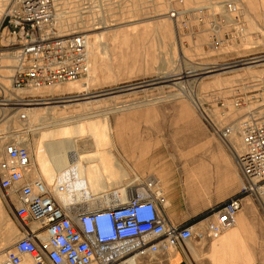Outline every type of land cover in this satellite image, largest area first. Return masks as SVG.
Here are the masks:
<instances>
[{
	"label": "rangeland",
	"instance_id": "rangeland-1",
	"mask_svg": "<svg viewBox=\"0 0 264 264\" xmlns=\"http://www.w3.org/2000/svg\"><path fill=\"white\" fill-rule=\"evenodd\" d=\"M10 1L0 0V24ZM227 3L233 5L231 10ZM57 4L59 31L84 32L89 38V71L81 79L36 90L13 89L16 57L6 47V37H0V132L16 138L26 132L37 169L52 158L50 173L43 175L49 183L55 177L53 165L68 157L69 148L84 154L112 151V145L100 140L116 141L128 136L117 132L121 126L176 130L192 126L203 129L208 141L223 145L205 125L198 103L186 97V90L197 95L204 109H211L216 117L223 111L216 100L222 99L229 120L251 117L264 123V0H58ZM172 12L176 17L171 16ZM10 68L13 72H9ZM15 99L20 105L13 104ZM237 99L241 105L235 107ZM32 108L40 110L42 118H33ZM21 113L27 117L20 118ZM59 119L71 123L66 140L62 139L64 131L52 129ZM90 135L95 142H88ZM232 146L237 153L243 151L241 136L235 137ZM61 152L66 155L60 160ZM125 166L129 172L125 179L130 182L124 184L131 186L138 176L126 163ZM234 167L238 168L237 163ZM236 173L229 174L218 193L214 187L211 205L190 220L194 237L188 241V249L195 264H212L211 259L220 264H264V219L249 198L241 212L252 222L248 231L235 224L225 230L235 232L227 242L205 235L212 209L228 200L240 185ZM191 185L188 183V187ZM13 211L14 205L0 191L2 255L20 237L19 221ZM194 246L198 255L194 254ZM174 252L158 255L171 258ZM155 256L142 257L140 264Z\"/></svg>",
	"mask_w": 264,
	"mask_h": 264
},
{
	"label": "built area",
	"instance_id": "built-area-1",
	"mask_svg": "<svg viewBox=\"0 0 264 264\" xmlns=\"http://www.w3.org/2000/svg\"><path fill=\"white\" fill-rule=\"evenodd\" d=\"M57 1H10L0 37H6V47L16 57L13 89L75 81L88 74L89 38L84 32L59 31ZM227 8L233 5L227 3ZM215 44L218 47L220 41ZM216 103L223 109L219 117L197 104L205 125L225 143L240 125L244 149L237 158L240 190L212 209L205 227L209 238H217L236 223L247 198L264 219V123L251 117L229 120L225 101ZM13 104L20 105V101L15 99ZM234 105L240 106L241 101L237 99ZM34 168L28 147L0 132V191L14 205L20 225V237L5 251L3 264H125L137 254L144 258L185 247L194 237V225L171 222L166 212L168 198L153 176L138 177L126 188L124 200L64 204L59 195L66 186L32 176Z\"/></svg>",
	"mask_w": 264,
	"mask_h": 264
},
{
	"label": "crops",
	"instance_id": "crops-1",
	"mask_svg": "<svg viewBox=\"0 0 264 264\" xmlns=\"http://www.w3.org/2000/svg\"><path fill=\"white\" fill-rule=\"evenodd\" d=\"M117 132L128 136H121L116 141L100 140L101 143L112 145L115 157L124 166L126 163L134 175L153 176L159 180L163 188L166 186L165 193L168 198L166 212L171 222L176 225H192L190 220L213 202L214 187L216 192L220 191L219 189L229 180L231 172H237L241 179L240 169L239 167L235 169L236 163L232 152L226 146L227 143L221 139L223 145L208 141L203 129L192 126H183L179 130L163 126H121ZM178 133L183 136H175ZM164 134L172 136L165 137ZM176 139L180 141H174ZM234 146L238 151L236 142ZM102 155V163L106 168H110L113 156L107 151ZM125 168L127 169L126 166ZM214 173L217 174L216 178ZM109 174L112 176L113 172L110 171ZM188 183L193 186L188 187ZM240 187L241 183L234 188L228 198L237 195ZM251 223L243 213H239L236 224L241 230L248 231ZM193 248L194 254L198 255L196 247ZM189 252L187 242L185 247L176 248L171 258L163 254L157 255L146 264H195V261L190 259ZM4 256L5 254H0V258ZM210 261L212 264H220L212 259ZM141 262L142 259L138 264Z\"/></svg>",
	"mask_w": 264,
	"mask_h": 264
},
{
	"label": "bare ground",
	"instance_id": "bare-ground-1",
	"mask_svg": "<svg viewBox=\"0 0 264 264\" xmlns=\"http://www.w3.org/2000/svg\"><path fill=\"white\" fill-rule=\"evenodd\" d=\"M57 7H58V5H57ZM56 16L58 18V11H57ZM177 42L180 46V38L179 37L177 39ZM9 72H13V70L10 68ZM67 82H69V81H67ZM63 83H65V82H63ZM57 84H61V83H56L53 85H57ZM40 87H42V86H40ZM84 88H87L86 85H84ZM34 89L36 90L38 88L35 87ZM191 92H192V90H191ZM185 95H186V97H188V98L192 99L193 101H196L198 104H200L198 102L197 97H196L197 95H195L194 93L189 94L188 91L186 90ZM30 111H31V116L33 118H37V119L42 118V117H40L41 116L40 110H37V109L34 110L32 108V110H30ZM70 124L71 123L66 122V120L59 119L56 122V125H54L52 127V129H54V131L55 130H60L62 132L64 131L65 133L63 132L64 135H62V139L66 140V138L68 137L66 134L67 133L66 129H67V127L70 126ZM240 132H241L240 125H236L234 135L230 138L227 145L225 144L230 149V151L234 154V158H235L236 163H237L238 155L241 154L242 152L237 153L231 144H232V141L235 139L236 136H238V135L241 136L239 134ZM42 134H40V135H42ZM25 136H26V132H22V133L18 134L17 139L20 138L19 141H21V143H23L24 145H26L28 147V145L26 143L27 138H25ZM44 136L45 135H43V137ZM47 136H50V135H47ZM9 137H12V136H9ZM21 137L25 138V139H21ZM50 138L52 139L51 136H50ZM89 138L90 139H88V142H90V143L95 142L93 136L90 135ZM41 139H42V137L40 138V140ZM78 139H80V138H78ZM78 139H77V142H78ZM86 140H84V141H86ZM51 141H54V140H51ZM79 142L81 143V141H79ZM72 149H73L72 147L68 149V151H67L68 157H66L62 160H61V158H63V156H65L66 154L62 155V152H61L60 156L58 157V159L61 160V161H59L60 164L55 163V165H53L55 177H54V179H52V180H54V181H52V183H49L47 181V179L43 176L46 173H50V171H51L50 161L52 160V158H50L48 160L49 164L47 163V165H45L44 167L42 166L43 167L42 169H37L36 163H35V168H34V171L32 173V176L41 177L48 184H63V185H65L66 191L59 195V200L64 204H70L71 202L90 204V203L94 202V200L95 201L102 200L103 202L104 201H106V202L110 201L111 202L113 198H119L120 200L125 199L126 188L132 187L133 185L130 186L128 183H127V185L124 184L125 182L129 181V180L125 179V177L128 178V176H127L129 173L128 169H126L125 166L115 157L114 153L111 150H108L107 152H108V154L110 153L113 156V161L111 162L110 168H106L105 165L102 163V156H103L102 154L105 152H101V151H104V150H96L92 153L84 154V152H81V153L77 152L76 153L75 150H72ZM55 150L56 149L53 148L52 155L55 154ZM42 155H43V153H42ZM31 156H32V154H31ZM110 171L113 172L112 178H110L108 175ZM93 178H94V180H93ZM138 179L139 178L137 177L136 180H138ZM111 187H113V188L115 187V189L111 190L110 189ZM13 198H14V196H13ZM1 221H2V215H0V222ZM232 227H230V228H232ZM234 236H235L234 231L228 230V232L227 231L225 232V230H223L219 234V236L217 238H214V239H217V241L219 239V242H227L230 238H234ZM174 250H175V248L170 249L166 253H169V252L174 251ZM141 258H142L141 255H138V254L134 255L130 259H128L125 264H138V262L141 261ZM3 262H4V259L1 262V264H3Z\"/></svg>",
	"mask_w": 264,
	"mask_h": 264
},
{
	"label": "flooded vegetation",
	"instance_id": "flooded-vegetation-1",
	"mask_svg": "<svg viewBox=\"0 0 264 264\" xmlns=\"http://www.w3.org/2000/svg\"><path fill=\"white\" fill-rule=\"evenodd\" d=\"M106 151V150H105ZM105 151H101V152H105ZM108 153V152H107ZM104 154V153H103ZM110 178H112V177H110ZM93 180H94V178H93ZM93 188V187H92Z\"/></svg>",
	"mask_w": 264,
	"mask_h": 264
}]
</instances>
